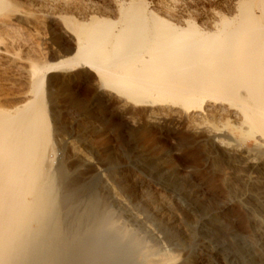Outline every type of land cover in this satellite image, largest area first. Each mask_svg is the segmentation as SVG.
Returning <instances> with one entry per match:
<instances>
[{"label": "bare ground", "instance_id": "1", "mask_svg": "<svg viewBox=\"0 0 264 264\" xmlns=\"http://www.w3.org/2000/svg\"><path fill=\"white\" fill-rule=\"evenodd\" d=\"M26 1L35 10L0 0V64L8 32L24 26L39 32L46 19L59 21L75 46L61 58L32 56L28 98L0 104V264H172L177 258L121 222L96 193L77 210L70 171L51 158L57 133L46 86L52 74L80 69L126 103L184 115L195 127L208 124L210 147L215 153L222 147L219 154L237 167L225 182L264 259V0H233L227 10L215 6L198 15L178 14L181 0ZM27 44L31 51L43 46ZM247 140L260 152L242 150Z\"/></svg>", "mask_w": 264, "mask_h": 264}, {"label": "rangeland", "instance_id": "2", "mask_svg": "<svg viewBox=\"0 0 264 264\" xmlns=\"http://www.w3.org/2000/svg\"><path fill=\"white\" fill-rule=\"evenodd\" d=\"M18 1L33 11L26 0ZM188 1L179 2L178 14L189 10L194 15L207 14L211 8L223 6L221 10H227L233 2ZM45 21L39 32H29L24 26L7 33V40L11 38L5 41L8 54L1 55L0 64V104L6 107L28 98L32 56L44 52L61 58L74 50L75 44L61 30V23ZM37 41L43 43L42 51H31L27 43ZM52 75L46 86L57 133L56 154L51 158L55 167L63 165L70 171L71 187L80 195L75 205L78 211L98 194L121 222L148 234L150 243L159 248H169L177 257L172 264H264L247 213L233 200L226 183L225 175L233 174L237 167L222 158V147L218 153L210 147L208 124L201 122L203 125L195 127L184 115H160L158 110L151 113L126 103L102 90L95 74L87 69ZM223 135L230 139L227 131L222 132L225 138ZM235 139H240L239 134ZM245 149L260 152L252 140L244 142ZM259 185L256 187L263 189Z\"/></svg>", "mask_w": 264, "mask_h": 264}]
</instances>
